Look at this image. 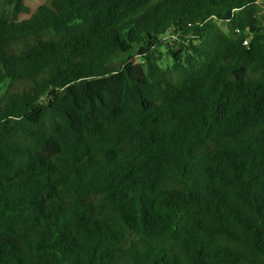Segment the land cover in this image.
<instances>
[{
    "label": "trees",
    "instance_id": "obj_1",
    "mask_svg": "<svg viewBox=\"0 0 264 264\" xmlns=\"http://www.w3.org/2000/svg\"><path fill=\"white\" fill-rule=\"evenodd\" d=\"M260 1L0 2V264H264Z\"/></svg>",
    "mask_w": 264,
    "mask_h": 264
},
{
    "label": "rangeland",
    "instance_id": "obj_2",
    "mask_svg": "<svg viewBox=\"0 0 264 264\" xmlns=\"http://www.w3.org/2000/svg\"><path fill=\"white\" fill-rule=\"evenodd\" d=\"M2 0H0L1 2ZM46 2V0H25V5L29 8L30 13H33L39 6H41L42 4H44ZM259 6L262 8L260 9V12H264V0H261L259 2ZM29 15H22L20 17V19H26L28 18ZM213 23L216 24V26L224 33H228L229 32V25L226 22L223 21H217L215 19L212 20ZM169 41V45L167 46L166 44H163L162 46H160L158 48V53L156 54L157 57L160 59L159 60V65L166 69V68H170L171 65L173 64V57L171 55V51L173 50L174 52H177L178 50V46H177V39L176 37H171ZM176 41V43H175ZM121 59H116L114 61H112L111 65L112 66H118L120 63ZM7 86L6 85H1L0 86V99L4 96L5 92H6Z\"/></svg>",
    "mask_w": 264,
    "mask_h": 264
},
{
    "label": "built area",
    "instance_id": "obj_3",
    "mask_svg": "<svg viewBox=\"0 0 264 264\" xmlns=\"http://www.w3.org/2000/svg\"><path fill=\"white\" fill-rule=\"evenodd\" d=\"M244 44L247 45V42L245 41Z\"/></svg>",
    "mask_w": 264,
    "mask_h": 264
}]
</instances>
